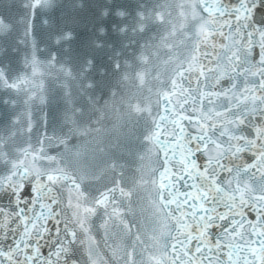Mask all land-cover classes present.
Listing matches in <instances>:
<instances>
[{"label":"snow or ice","instance_id":"6c2138e0","mask_svg":"<svg viewBox=\"0 0 264 264\" xmlns=\"http://www.w3.org/2000/svg\"><path fill=\"white\" fill-rule=\"evenodd\" d=\"M0 264H264V0H0Z\"/></svg>","mask_w":264,"mask_h":264}]
</instances>
